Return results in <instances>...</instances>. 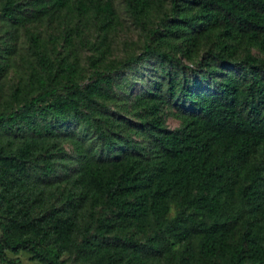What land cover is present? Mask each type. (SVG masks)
Returning <instances> with one entry per match:
<instances>
[{"label": "trees", "instance_id": "1", "mask_svg": "<svg viewBox=\"0 0 264 264\" xmlns=\"http://www.w3.org/2000/svg\"><path fill=\"white\" fill-rule=\"evenodd\" d=\"M124 2L146 31L142 51L90 57L82 83L71 51L78 28L62 33L52 55L26 23L66 9L106 30L112 3L0 0L9 38L21 26L33 60L0 100V258L24 251L43 264H264V0ZM104 34L93 46L101 54ZM203 42L197 65L185 63ZM14 49L3 39L0 57ZM150 60L159 78L133 94L123 71ZM5 69L0 61V78ZM164 103L181 127L165 126Z\"/></svg>", "mask_w": 264, "mask_h": 264}, {"label": "rangeland", "instance_id": "2", "mask_svg": "<svg viewBox=\"0 0 264 264\" xmlns=\"http://www.w3.org/2000/svg\"><path fill=\"white\" fill-rule=\"evenodd\" d=\"M102 2L105 0H101ZM115 11V18L109 28L105 30L100 26L97 17L91 15L89 17L78 14L75 11L62 9L57 12H52L40 20H30L26 26L33 32L39 35V38L45 42V51L56 55L61 51L62 33L68 28H78L79 35H73V44L71 47L72 54L78 58L82 76L80 80L86 83L89 80L91 67L89 65V58L96 57L97 62L103 63L109 59H122L130 54H138L142 51L143 42L145 39L146 31L142 29L130 16L124 0H109ZM165 8L169 7V0H162ZM161 13L155 7L151 9L149 14V25L156 26ZM10 27L5 25L0 20V43L3 39L7 41V45H14L13 53L4 58L0 57V61L5 65L6 69L0 78V100L4 99L9 91L17 84L22 83L28 75V67L32 63V58L29 56L27 47L28 40L21 26H17L16 31L18 37L10 39L7 31ZM105 32V34H104ZM105 36V52L99 53L95 44L99 42L100 36ZM50 35L56 36V41L50 39ZM83 38L80 41L79 38ZM208 48L207 43H201L200 46L195 48L191 59H184L195 67L197 62L202 59L205 51ZM252 52L260 54L256 48ZM157 65L151 60L144 66H138L136 69L127 68L123 72L126 78L130 91L135 94L148 86L156 77L154 75V68ZM123 113V111H121ZM161 114L164 118L165 126L169 128H178L182 126V120L177 113L174 106L169 103H164L161 106ZM70 149V145H67ZM176 212L175 205L171 204L169 216L172 217ZM174 248L180 247L179 244H174ZM6 259L0 258V264H11L9 261L18 259L21 264H43L31 257V255L24 251H19L14 254L12 252H5Z\"/></svg>", "mask_w": 264, "mask_h": 264}]
</instances>
